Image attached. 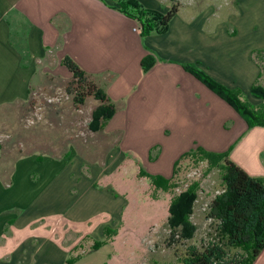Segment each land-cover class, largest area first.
Segmentation results:
<instances>
[{"label": "crops", "instance_id": "obj_1", "mask_svg": "<svg viewBox=\"0 0 264 264\" xmlns=\"http://www.w3.org/2000/svg\"><path fill=\"white\" fill-rule=\"evenodd\" d=\"M134 1L144 10L169 11L154 1L146 8ZM187 6L178 4L165 30L141 36L138 21L120 11L118 0H0V106L27 102L58 74L70 77L61 63L68 56L116 109L102 130L92 132L116 138L111 162L106 158L93 169L78 154L69 161L25 156L6 168L0 160V264H95L124 222L122 231H128L121 185L135 166L171 180L175 164L202 149L228 153L251 177L264 178V127L249 129L183 69L197 64L260 105L250 90L259 83L264 60V0ZM147 57L155 62L145 73L141 61ZM54 217L72 226L56 236L42 223ZM76 232L82 234L78 241L64 242ZM87 240L92 244L81 251ZM103 258L99 264L110 255ZM253 264H264V250Z\"/></svg>", "mask_w": 264, "mask_h": 264}, {"label": "rangeland", "instance_id": "obj_2", "mask_svg": "<svg viewBox=\"0 0 264 264\" xmlns=\"http://www.w3.org/2000/svg\"><path fill=\"white\" fill-rule=\"evenodd\" d=\"M151 1L157 2L162 11L166 12L171 6L178 4L190 10L188 4L205 0H164L167 3L163 0H141V5L146 8ZM260 61L261 74L257 86L264 89V60ZM69 81L70 77L66 74H58L52 83L47 81L44 88L36 90L37 94L31 95L27 102L0 106V160L5 163L6 168L10 167L9 162L14 163L25 156L37 160L50 158L69 161L68 159L74 160L75 157L80 158L78 154L89 160L87 165L93 169L106 158L109 159L107 162H111L109 153L115 146L113 141L116 138L103 140L102 135H93L89 124L97 107L96 103L93 99H88L76 109L71 97L65 92ZM53 98L57 100L48 102ZM246 99L249 103L254 102L249 96ZM195 150L178 161L173 178L165 183H155L141 175L144 172L141 168L133 167L128 180L121 185L127 198L126 212H130L129 221L132 223L127 227L128 231H122L125 229V222L122 224L115 234L117 240H114L109 249L98 251L99 255L94 257L95 264L104 261L103 256L106 255H110L107 264H179L175 253L182 255L189 245L201 247L203 242L213 236V225L206 219V213L212 198L222 191L221 170L210 166ZM190 186H194L196 195L191 216L196 227L195 235L191 240L175 237L170 242V206ZM48 221L43 220L42 223L49 229H54L56 236L72 226L63 218L54 217ZM76 235L67 234L68 238L65 237L64 242L74 241L76 238L78 241L82 234L76 232ZM169 242L172 243L171 246H168ZM91 244L87 240L81 251L84 247L87 250ZM89 254L94 255L95 251H90Z\"/></svg>", "mask_w": 264, "mask_h": 264}, {"label": "trees", "instance_id": "obj_3", "mask_svg": "<svg viewBox=\"0 0 264 264\" xmlns=\"http://www.w3.org/2000/svg\"><path fill=\"white\" fill-rule=\"evenodd\" d=\"M119 2L120 11L138 21L141 36L165 30L168 22L177 12L175 5L162 15L142 9L134 0H119ZM154 62L151 57L144 58L141 61V68L146 73ZM61 63L70 73V81L66 85L65 92L71 97L72 105L78 109L88 99L97 101L99 106L91 115L89 130L92 132L102 130L115 113L114 104L70 57H64ZM183 69L228 104L245 121L249 129L264 127V89L257 85L251 88L252 97L261 102L260 105L255 106L246 101L238 90L227 88L213 80L197 64L184 65ZM195 151H198L210 166L221 170L222 191L212 198L207 207L206 219L212 222L213 236L207 242H203L201 247L189 245L182 255L175 253L177 262L179 264H253L264 250V178L251 177L229 160L228 153L215 154L202 149ZM143 173L141 175L152 179L155 183L166 181L161 177ZM195 199V188L190 186L173 200L168 212L170 242H173L176 236L185 241L194 237L196 227L191 221V216ZM170 242L168 246L172 245ZM98 247L99 243L92 245L93 250ZM71 263L72 259L66 262V264Z\"/></svg>", "mask_w": 264, "mask_h": 264}, {"label": "built area", "instance_id": "obj_4", "mask_svg": "<svg viewBox=\"0 0 264 264\" xmlns=\"http://www.w3.org/2000/svg\"><path fill=\"white\" fill-rule=\"evenodd\" d=\"M134 31H137V29H134ZM55 100H57V99H50V100H48V102H53V101H55ZM170 233V232H169ZM177 237V236H176ZM152 247V246H151Z\"/></svg>", "mask_w": 264, "mask_h": 264}]
</instances>
